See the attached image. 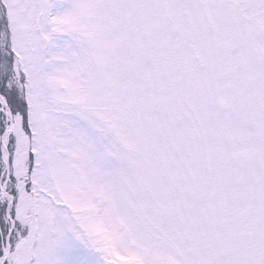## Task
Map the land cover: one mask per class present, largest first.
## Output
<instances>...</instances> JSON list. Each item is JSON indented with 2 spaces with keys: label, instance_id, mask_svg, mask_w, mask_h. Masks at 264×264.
Segmentation results:
<instances>
[{
  "label": "snow or ice",
  "instance_id": "obj_1",
  "mask_svg": "<svg viewBox=\"0 0 264 264\" xmlns=\"http://www.w3.org/2000/svg\"><path fill=\"white\" fill-rule=\"evenodd\" d=\"M0 264H264V0H0Z\"/></svg>",
  "mask_w": 264,
  "mask_h": 264
}]
</instances>
